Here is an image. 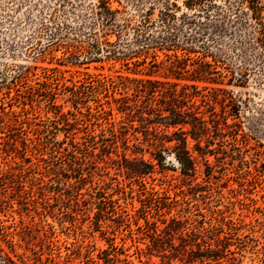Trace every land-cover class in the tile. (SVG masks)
I'll return each instance as SVG.
<instances>
[{
	"label": "rangeland",
	"instance_id": "rangeland-1",
	"mask_svg": "<svg viewBox=\"0 0 264 264\" xmlns=\"http://www.w3.org/2000/svg\"><path fill=\"white\" fill-rule=\"evenodd\" d=\"M184 1L0 0V264H264V0L255 15ZM166 14L195 18L179 40L200 28L209 80L191 81L195 62L170 72L173 52L132 54ZM123 78L197 87L188 106L222 136L201 140L194 175L150 146Z\"/></svg>",
	"mask_w": 264,
	"mask_h": 264
},
{
	"label": "trees",
	"instance_id": "trees-1",
	"mask_svg": "<svg viewBox=\"0 0 264 264\" xmlns=\"http://www.w3.org/2000/svg\"><path fill=\"white\" fill-rule=\"evenodd\" d=\"M248 3V10H250L253 15L258 11L257 5L258 0H239ZM184 5L189 10L197 11L200 14L205 5H209L210 8L215 7L213 0H187L184 1ZM195 18L191 16H186L182 14L178 20L173 15L166 14L163 18L159 20V27L156 30V34L152 35L147 33L146 30L138 31L136 29V34L133 39V42L139 47L137 51L132 53L139 56H147L150 51H167L173 52L171 56H166L170 61V58H173L170 62L169 71L173 73H178L179 70L182 73H188L189 70L186 69V63L195 62L193 64H198L200 69L196 70L195 77L191 79L193 82H204L209 80L205 76H209L213 72L211 65L205 61L206 58H211L212 61H216L217 57L209 55L208 49L202 43V36L199 38L195 34L197 33L184 35L183 40L179 39V31L185 25L194 24ZM207 26V24L205 25ZM206 32V31H204ZM203 35V34H202ZM196 47V44H198ZM181 52V57L177 56L176 53ZM191 56H195V59L192 60ZM151 58L155 62V55H152ZM217 62V61H216ZM191 64V66L193 65ZM180 65L182 67H180ZM156 65H153L155 67ZM195 71V70H194ZM193 71V73H194ZM122 79V78H120ZM124 82H128L130 86L122 85V90L127 89L132 91V96L135 100H141V104L144 105L142 108L147 109L148 116L153 115V120L145 119L147 122L145 125L146 135H150V146L154 148L155 151L162 152L164 150H171L173 155L179 164L181 174L183 176H192L196 173V157L194 152L201 154V147L199 143L201 140L205 139L206 144H210L211 133L213 132L214 136H222L221 128L219 124L216 123L211 132L208 127L207 121L204 119V115L198 112V109H194V105L191 104L188 106L191 95L187 93L188 88H192L195 93H197V87L195 85H183L181 91L178 92L176 88L178 83H172L168 81H159V80H150V79H129L123 78ZM121 82L120 84H122ZM114 88V87H112ZM157 97V99L155 98ZM125 101V98H122ZM155 102V107H150V104ZM126 104V103H125ZM213 115L214 112H212ZM213 122V121H212ZM150 124H159L163 126L166 131L163 133L156 132L153 130L151 133L149 130ZM223 126L226 127V124L223 123ZM189 127V129H186ZM169 129H173L171 133H167ZM169 134V135H168ZM188 137H190L194 142L192 149L188 147ZM173 142V146L165 149V143ZM222 145H219L221 147ZM159 157H155L159 161L162 157L158 154ZM145 168L141 171H136L137 176H145L151 173L152 167L150 165H144ZM145 189V188H143ZM149 197L147 198L149 204L154 206L156 210L169 209L170 199L163 194V197H154L156 193H148ZM172 222H176L175 218H172ZM4 264H15L9 258L4 259Z\"/></svg>",
	"mask_w": 264,
	"mask_h": 264
}]
</instances>
